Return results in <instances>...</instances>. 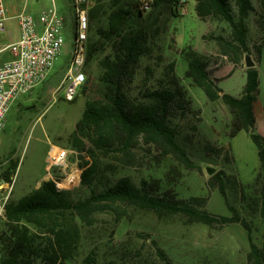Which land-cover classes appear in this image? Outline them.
I'll list each match as a JSON object with an SVG mask.
<instances>
[{
	"label": "rangeland",
	"instance_id": "374dc122",
	"mask_svg": "<svg viewBox=\"0 0 264 264\" xmlns=\"http://www.w3.org/2000/svg\"><path fill=\"white\" fill-rule=\"evenodd\" d=\"M143 1L97 0L92 9L96 8L98 14L92 17V9L89 13L87 45L97 46L99 41H104L96 29L106 27L107 16L113 9L118 6L140 9ZM251 1L253 10L244 18L248 52L242 54L238 64L231 61L230 55H223L217 40L212 38L230 39L229 24L212 17L201 20L195 9V0H172L143 11V25L151 27L149 51L140 58L127 93L132 99H138L146 89L156 88L165 79L169 65H173V72L190 100V112L179 122L183 133L192 140L191 144H186L191 164L185 166L171 156L146 155L141 146L135 150L131 165H122L113 160L111 154H99L87 138L84 149L72 147L71 134L86 102L99 98L100 63L109 54V49H99L93 54L84 68L86 84L73 100H65L59 86L72 51L74 19L71 0H54L58 13L65 18L60 55L54 59L44 84L11 106L0 130V236L6 234L4 205L7 201H17L37 189L41 182L50 180L46 156L50 144H54L71 151L70 161L82 169L85 163L98 156L99 168L105 175L103 182L105 179L114 182L127 176L139 186L144 179H155L162 190L173 191L177 198H207L205 207L214 214L230 217L233 214L230 206L247 224L252 242L261 247L264 244V216L260 194L264 167L257 147L245 131L229 137L231 114L228 105L221 99L208 100L203 90L184 76L186 55L191 50L208 59V71L217 85L215 77L224 74V78L227 77L230 66L233 69L247 68L244 58L249 55L255 64L260 61L257 65L259 86L255 112L264 114V6L261 0ZM229 2L237 19L235 0ZM5 3L10 18L5 22V30L0 32V41L4 44L19 37L16 13L25 10L38 19L40 12L52 5L51 0H6ZM205 35L212 37L203 38ZM100 47L103 45H98ZM244 83L245 74L237 72L219 86L224 92L236 96ZM205 140L213 150L203 149ZM14 162L16 169L11 170ZM208 168L213 169V173H208ZM220 172L235 177L241 184L234 190L224 186L226 200L214 186L213 175ZM90 188L78 184L67 193L76 201L88 196ZM55 219L62 222L73 238L72 256L65 264H83L89 255L97 264H165L159 250L171 264H247L250 250L248 231L238 222L222 227L208 226L188 222L182 215L138 208L127 209L120 220L110 211L94 213L89 224L80 221L72 212L57 214ZM18 225L25 230L22 223ZM27 230L28 234H35V243L47 246L49 234L45 228L27 224ZM42 255L34 264L45 262V253Z\"/></svg>",
	"mask_w": 264,
	"mask_h": 264
},
{
	"label": "trees",
	"instance_id": "16d2710c",
	"mask_svg": "<svg viewBox=\"0 0 264 264\" xmlns=\"http://www.w3.org/2000/svg\"><path fill=\"white\" fill-rule=\"evenodd\" d=\"M172 0H154L151 6L168 3ZM177 2L179 0H176ZM196 12L201 20L208 17L223 20L231 27V38L212 37L217 40L223 55H230L231 61L238 64L244 52H248L244 18L253 10L251 0H235L238 17L232 13L229 0H195ZM262 5L264 6V0ZM95 17L97 9H92ZM91 12V11H90ZM143 10L135 7L118 6L107 16L105 28L97 27L96 33L102 42L87 45L86 63L97 50L109 49V54L100 63L102 74L98 78V96L86 102L81 118L71 134L74 149H84L85 138L101 155L111 154L113 160L122 165H131L135 150L140 146L146 155L155 157L171 156L185 166L191 162L186 144L192 143L185 135L179 122L190 112V100L179 78L169 65L165 79L156 88L146 89L138 99H132L127 86L133 81L139 60L149 51L151 27L143 25ZM205 35L203 38H208ZM98 45L103 47L98 48ZM260 52V49H257ZM185 78L203 90L210 101L221 99L228 105L231 114L229 137L245 131L258 150L264 167V137L255 132L254 104L257 100L259 75L257 68H245L246 81L239 96L224 92L211 78L208 59L196 51L187 52ZM84 86H82L83 88ZM192 136V135H190ZM203 149L213 150L205 140ZM95 158V160H94ZM85 163L80 175L79 186L91 187L90 194L72 200L68 190H59L52 180L41 182L40 186L17 201H7L4 205L6 234L0 236V264H34L36 258L44 255L43 264H65L72 256L73 238L64 228L57 214L72 212L80 221L89 224L96 212L110 211L120 220L127 209H151L168 214L182 215L188 222H198L208 226L222 227L238 222L248 231L250 250L247 264H264V244L256 246L250 237L247 224L236 211L227 217L214 214L206 209L207 198H177L170 190H162L155 179L142 180L139 186L123 176L111 182L105 179L98 165V156ZM134 162V161H133ZM14 162L10 167L16 169ZM214 186L225 197V185L231 189L241 184L231 175L223 172L213 175ZM261 212L264 216V183L261 186ZM19 223L25 230L20 229ZM27 224L45 228L49 234L47 246L35 243L36 236L28 234ZM159 256L165 264H171L164 253ZM83 264H97L89 255Z\"/></svg>",
	"mask_w": 264,
	"mask_h": 264
},
{
	"label": "built area",
	"instance_id": "2783aa9c",
	"mask_svg": "<svg viewBox=\"0 0 264 264\" xmlns=\"http://www.w3.org/2000/svg\"><path fill=\"white\" fill-rule=\"evenodd\" d=\"M5 2L0 0V32L5 30V22L10 18ZM51 2L49 8L40 12L38 19L25 10L16 13L18 39L5 44L0 41V130L11 106L20 97L31 94L36 87L44 84L54 59L60 55L65 18L58 13L54 0ZM153 2L144 0L140 9L148 11ZM96 3L97 0H71L74 19L72 51L59 86L68 101L73 100L87 82L84 68L89 13ZM70 153L68 149L54 144H50L47 151L48 179L59 190H70L80 182L82 168L70 161Z\"/></svg>",
	"mask_w": 264,
	"mask_h": 264
},
{
	"label": "crops",
	"instance_id": "0c3cea01",
	"mask_svg": "<svg viewBox=\"0 0 264 264\" xmlns=\"http://www.w3.org/2000/svg\"><path fill=\"white\" fill-rule=\"evenodd\" d=\"M7 7V6H6ZM260 61L258 62V64H255V67L257 68L258 70V74H259V69L257 67V65H259ZM230 66V65H229ZM237 72H241L243 74H245V68H241V69H233L232 66L229 67L228 71H227V77L224 78L225 74L224 75H217L215 78L218 79V86H219V83L221 82H225L227 80H229V78H231L234 74H236ZM242 77L244 75H241ZM245 81H246V74H245ZM245 85V83H244ZM244 85H242V89L238 92V95L236 96H239L243 90V87ZM220 87V86H219ZM221 88V87H220ZM222 89V88H221ZM223 90V89H222ZM227 93V92H226ZM230 94V93H229ZM232 95V94H231ZM235 96V95H234ZM256 110V107H255V104H254V116H255V132L260 134L261 136L264 137V114L262 115H258L256 114L255 112Z\"/></svg>",
	"mask_w": 264,
	"mask_h": 264
},
{
	"label": "water",
	"instance_id": "95a60500",
	"mask_svg": "<svg viewBox=\"0 0 264 264\" xmlns=\"http://www.w3.org/2000/svg\"><path fill=\"white\" fill-rule=\"evenodd\" d=\"M244 59H245V65L247 68L255 66V62L251 59L249 55H246ZM28 109H32V107H28ZM207 171L208 173H213L214 170L211 168H208Z\"/></svg>",
	"mask_w": 264,
	"mask_h": 264
}]
</instances>
